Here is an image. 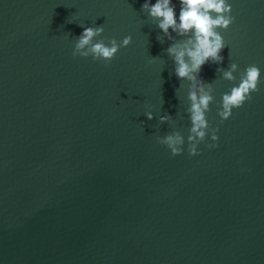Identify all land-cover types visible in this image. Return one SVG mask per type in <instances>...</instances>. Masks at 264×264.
Here are the masks:
<instances>
[{
  "label": "water",
  "instance_id": "water-1",
  "mask_svg": "<svg viewBox=\"0 0 264 264\" xmlns=\"http://www.w3.org/2000/svg\"><path fill=\"white\" fill-rule=\"evenodd\" d=\"M143 2L0 0V264H264V0H229L224 60L200 72L219 146L196 156L157 142L186 139L188 82ZM89 26L132 41L73 56ZM232 62L261 83L220 123Z\"/></svg>",
  "mask_w": 264,
  "mask_h": 264
},
{
  "label": "clouds",
  "instance_id": "clouds-1",
  "mask_svg": "<svg viewBox=\"0 0 264 264\" xmlns=\"http://www.w3.org/2000/svg\"><path fill=\"white\" fill-rule=\"evenodd\" d=\"M141 9L159 29L161 43L165 38L169 42L164 51L173 63L174 75L188 82L185 113L190 128L186 139L181 132L173 130L158 136L157 142L166 146L172 156L180 155L185 143L189 156L199 155L198 146L206 138L210 141L207 148H217L219 127H212L207 117L210 104L215 100L214 89L200 72L206 63L219 65L224 60L221 52L227 45L219 29L226 30L233 23L231 3L229 0H144ZM103 32L102 26L84 27L75 39L72 55L108 62L132 41L129 35L119 41L115 37L107 38L106 42ZM217 71L227 81H237L235 74H239L238 82L218 101L216 111L223 123L232 116L234 109L242 107L252 99V93L259 91L261 69L253 63L240 70L238 64L232 62L226 69L217 67ZM144 115L152 120L154 113L149 110ZM159 121L172 123V117L166 113L159 116Z\"/></svg>",
  "mask_w": 264,
  "mask_h": 264
}]
</instances>
